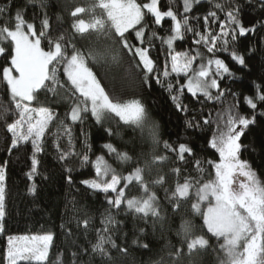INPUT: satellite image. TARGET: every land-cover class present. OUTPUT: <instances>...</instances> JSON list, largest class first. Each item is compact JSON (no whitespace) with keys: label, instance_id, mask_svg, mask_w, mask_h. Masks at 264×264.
Segmentation results:
<instances>
[{"label":"trees","instance_id":"1","mask_svg":"<svg viewBox=\"0 0 264 264\" xmlns=\"http://www.w3.org/2000/svg\"><path fill=\"white\" fill-rule=\"evenodd\" d=\"M95 0H45V6L41 7L38 2L29 3V0H0V7L8 5L10 14L18 10L22 12L27 22L35 24L37 31L41 28V20L45 14L51 23V36L53 38L63 35L66 39H73L72 23L74 18L71 12L76 7L88 9ZM138 3H146L149 0H137ZM214 3H223L227 9L229 5L239 6L238 18L246 28L255 26L254 32L245 36H238L233 43L230 42V49L235 48L238 54L245 58V65L236 64L228 53L219 52L218 55L230 68L232 76H225L220 82L222 89L229 90V93L221 101H204L200 97L197 101L187 93L185 89L181 95L183 104L189 106V112L177 111L171 96L176 93L168 91V83L174 86L177 80L183 83L185 77L171 72L169 50L166 44L160 39L153 40L150 49V56L155 63V71L150 74V83H144V73L136 67L135 60L130 55H123L118 63L96 64L90 62L94 73L101 81L102 86L114 101L128 102L131 100L141 101L148 111L150 121L158 126L159 145L154 146L149 137V128L145 127L143 134L137 129L125 126L116 116L108 115L102 124L96 122L91 113H87L82 122L71 126L73 145L77 153L85 151V137L81 135L83 130L87 134V144L90 150L87 154L90 162L84 166L80 165L79 156H72L68 161L59 159V152L54 147V142L60 143L61 147L68 149V138L61 131L60 139L57 141L60 120L65 119V113L69 110V103L53 98L51 93L41 90L32 107L50 106L56 113L55 119L50 125L44 138V151L37 154L39 161L37 172L30 180L26 173L31 169V143L21 144L18 148L9 153L11 134L6 131V123H11L17 116H14V105L11 104L10 96L7 93L6 85L0 82V105L9 108L4 119H0V165L8 161L5 179V217L0 221V264H6L4 256L8 249V238L15 235L40 236L51 233L53 240L49 247L48 259L43 264H172V261L179 260V264H221L224 253L220 249L217 239L207 234L210 239V246L194 248L189 251L184 234L180 231L183 220H190L193 224L192 234L188 240L196 236L205 235L207 230L203 227V218L194 214L191 204L196 201L195 191H190V199L182 202L178 210H174L168 203L171 191L176 184L183 183L185 177L199 179L208 182L215 179V171L207 161L218 162L219 156L214 149L208 147V141L214 133L225 128L227 119L226 110L232 106L233 112L249 118L255 114V123L249 125L241 136V143L245 146L241 149V159L249 163L257 173L258 178L264 182V102L256 101V87H264V0H202L194 3L192 10L186 15L190 18V24L197 31L203 32V17L210 10L214 9ZM162 11L169 7L176 12L178 18H183V0H159L158 5ZM219 20H225V13L216 10ZM93 15L102 16V10L94 9L93 12L85 11L78 14V18L90 22ZM198 18V19H197ZM6 16L0 15V25L4 24ZM144 24L150 27L146 29L145 46L152 31L158 37L171 35V19H164L161 25L152 24V18L146 16ZM11 27L12 24L9 23ZM139 27V26H137ZM214 33L220 31L219 24H211ZM131 31V30H130ZM135 33L131 32L129 37L134 40ZM198 37L192 32H186L182 40H177L173 47L175 52H189L195 55V49L204 55L205 60L212 54L207 53L206 48L193 43ZM95 40V34L81 37L77 34L74 42L78 47L87 48L91 41ZM230 40V37H229ZM7 46V44H5ZM42 46L47 50V40L42 41ZM8 57L0 56V78L2 68L6 66ZM166 61H168L169 77L165 78L163 72ZM198 58L194 67L199 65ZM58 75L61 80L66 79L63 75V67L58 66ZM160 76L162 83H157L156 76ZM216 94V90H213ZM199 95V94H198ZM252 97L257 103L255 110L249 108L244 97ZM2 111V108H0ZM224 115H219V114ZM196 119L197 128H187L185 121ZM207 118L212 123L205 125L203 120ZM112 129L118 135H109L106 129ZM168 141L175 147L185 144L195 153L194 157L185 154L186 161H180L175 153L168 152L163 147V142ZM111 144L118 152H126L132 160L129 163H118L115 154H110L103 145ZM167 156L164 162L145 168L144 179L149 183L150 191L155 192L157 203L161 212L162 220L154 222L149 216L146 220L136 214L128 213L126 206L122 205L117 211L111 208L106 199V194L88 189L81 183L82 180L97 179L94 161L102 156L111 168L121 177L128 175L135 167H145V162H150L152 156ZM201 161L203 172L196 168L195 161ZM72 168L70 173L72 183L68 182L69 173L67 168ZM181 169L179 174L172 172L173 168ZM165 176L166 182L163 186L152 185L151 181L158 176ZM110 179V175L105 177ZM126 182L122 180L121 185ZM35 186L34 192H29V187ZM169 189V192H165ZM126 198L141 197L143 195L140 185L133 181L127 184L125 189ZM113 197L114 193L111 194ZM208 201L201 205L202 210L207 208ZM111 213L118 224L111 225V235L116 248L106 245L107 255H100L92 251V244L97 240V230H102L104 225L101 220L107 213ZM89 221L87 228L82 221ZM63 225V227H62ZM144 229L141 233L140 229ZM178 232L180 234H178ZM136 240L137 243H133ZM147 244L145 248L143 245ZM125 249V251H120ZM174 249H180L181 257L171 256L169 253ZM73 253H76L74 256ZM17 264H37L31 262H19Z\"/></svg>","mask_w":264,"mask_h":264},{"label":"snow or ice","instance_id":"2","mask_svg":"<svg viewBox=\"0 0 264 264\" xmlns=\"http://www.w3.org/2000/svg\"><path fill=\"white\" fill-rule=\"evenodd\" d=\"M34 0H29L33 3ZM41 7L45 6V0H35ZM200 0H183V18H178L176 12L171 7L162 11L159 0H149L146 3H138L137 0H95L88 8L76 7L71 12L74 18L72 23L73 39H66L63 35L53 38L51 36V23L47 15L41 20V28L37 31L35 24L27 22L23 18L21 11L10 14L8 5L0 7V15L6 16L4 24L0 25V56L8 57L6 66L2 68V78L0 82L6 85L7 93L10 96L11 104L14 105V116H17L11 123H6V131L11 134V144L9 153L18 148L21 144L31 143V169L26 175L31 180L37 172L39 163L37 154L44 151V138L49 129V125L57 119L56 113L50 106L32 107L41 90L51 93L53 98L69 103V110L65 113V119L60 120V125L56 133L57 141L60 139L61 131L68 138V149L61 147L60 143L54 142V147L59 152L61 161H68L72 156H79L80 165L84 166L90 162L87 154L90 145L87 144V134L82 130L81 135L85 137L83 153H77L73 145L72 124L82 122L87 113L95 118L96 122L102 124L107 114H114L119 117L125 126L133 128V131L140 130L141 134L145 127L149 128V137L154 146H158V126L150 121L148 111L139 100L128 102H117L110 98V95L102 86L101 81L94 73L90 62L96 64L118 63L123 55H130L136 62V67L144 73V83H150L152 74L155 71V63L150 56V49L153 40L160 39L162 45L166 44L169 50L171 72L177 76L183 75L185 80L177 86L168 83V91L176 93L171 96L177 111L188 113L189 106L183 104L181 95L184 90L191 94L199 102L200 97L204 101H221L223 97L231 94L236 97V93H229V90L222 89L220 82L225 76H232L230 68L226 62L218 55L219 52L228 53L231 59L238 65L244 66L246 61L243 55L238 54L235 48L229 47L230 42H235L238 36H245L249 32H254L255 26L246 28L238 18L239 6L229 5L226 9L223 3H214L216 10L225 13V20H219L216 10H210L203 17V32L197 31L190 24L189 13L194 3ZM102 10V16L93 15L90 22L78 18V14L85 11L93 12L94 9ZM152 18V24L159 26L166 17L170 18L171 35L158 37L155 31L148 37L145 46L146 29L150 26L144 24L146 16ZM198 19V18H197ZM9 23L12 26H9ZM219 24L220 31L214 33L211 24ZM139 26V27H137ZM131 30V31H130ZM131 32L135 33L131 42L129 37ZM186 32H192L198 37L193 41L198 46L206 48L207 53L212 55L205 60L204 55L195 49V55L189 52L173 53V42L182 40ZM79 34L91 36L95 34V40L91 41L87 48L78 47L74 42V37ZM230 37V40H229ZM47 40V50L42 46V41ZM7 44V46H5ZM201 60L199 65L194 67L197 59ZM58 66L63 67V75L66 79L61 80L58 75ZM214 69V71H213ZM163 77H169L168 61H166ZM157 83H162L160 76H156ZM255 100L264 102V87L255 85ZM216 90V94H213ZM199 94V95H198ZM249 108L255 110L257 103L252 97H244ZM0 119H4L9 112V108L0 105ZM227 119L225 128L218 130L208 141V147L218 153V162L208 160L207 163L214 168L215 179L202 182L199 179L185 177L183 183H177L175 189L168 197L169 205L178 210L180 204L190 199V191L194 190L196 201L191 204L194 214H199L203 218V227L206 228L205 235L196 236L188 240L192 234L193 224L190 220H183L180 231L184 234L189 251L194 248L206 249L210 246V239L207 234L217 239L220 249L224 253L221 264H264V182L251 168L249 163L242 160L241 149L245 147L241 143V136L249 125L255 123V114L251 118L233 112L230 106L226 110ZM264 115V113H261ZM219 115H224L219 114ZM196 118L185 121L187 128H197L200 125L193 123ZM205 125L212 123L210 119L203 120ZM109 135H118L112 129H106ZM110 154H115L118 161L129 163L132 157L126 152H118L111 144L103 145ZM166 151L175 153L180 161H186L185 154L194 157L195 153L185 144L173 146L168 141L163 142ZM168 159L165 156L153 155L150 162H145V167H135L128 175L121 177L115 169L107 165L102 156H98L92 162L95 168L97 179L82 180L81 183L88 189L106 194L107 203L117 211L122 205L126 206L128 213L147 219L154 218V222L162 220L157 196L150 191L149 183L144 179L145 168H150L159 162ZM8 161L0 165V221L5 217V179ZM196 168L203 172L201 161H195ZM72 168H67L69 173L67 179L72 183L70 173ZM179 167L173 168L172 172L179 174ZM110 175V179L105 177ZM243 179H237V177ZM122 180L126 182L121 185ZM137 182L140 185L143 195L141 197L126 198L125 189L128 183ZM166 182V177L161 175L151 181L152 185H160ZM35 186L29 187V192H34ZM165 189V192H169ZM114 193L113 197L111 194ZM208 201L206 210H202L203 202ZM89 221L85 219L82 224L87 228ZM103 229L97 230V240L92 244V251L100 255H107L106 245L116 248L112 236L102 233H111V225L118 224L115 217L109 212L101 220ZM63 227V225H62ZM143 233L144 229H140ZM178 234H180L178 232ZM28 241L18 243L17 241ZM53 240L51 233L42 236L32 237H9L8 249L4 256L6 264H17L18 261H35L43 264L48 259L49 247ZM133 243H137L136 240ZM145 248L147 244L143 245ZM125 251V249H120ZM75 256L76 253H73ZM181 257L183 253L180 249H174L169 253L171 256ZM156 264H161L157 261ZM172 264H179V260L172 261Z\"/></svg>","mask_w":264,"mask_h":264},{"label":"rangeland","instance_id":"3","mask_svg":"<svg viewBox=\"0 0 264 264\" xmlns=\"http://www.w3.org/2000/svg\"><path fill=\"white\" fill-rule=\"evenodd\" d=\"M200 1H202V0H200ZM167 18V17H166ZM165 18V19H166ZM168 19H170V18H168ZM177 41V40H176ZM176 41H174L173 42V47H174V44H175V42ZM167 46V45H166ZM173 47H172V50H173ZM213 71H214V69H213ZM183 76V75H182ZM108 115H111V114H107L106 116H105V118L108 116ZM112 115H114V114H112ZM115 116V115H114ZM104 118V119H105ZM118 119H119V117H117ZM95 119V118H94ZM120 120V119H119ZM122 122V121H121ZM147 128V127H146ZM105 162H106V160H104ZM117 162L118 163H121L120 161H118L117 160ZM106 164H107V162H106ZM108 165V164H107ZM237 179H243V177H237ZM207 207H208V204H207ZM205 210H206V208H205ZM0 231H1V227H0ZM40 236H42V235H40ZM11 237H32V236H27V235H25V236H23V235H15V236H11ZM18 243H21V244H23V243H27L28 241H17ZM19 262H31V263H37V262H35V261H18L17 263H19ZM45 262V261H44Z\"/></svg>","mask_w":264,"mask_h":264}]
</instances>
